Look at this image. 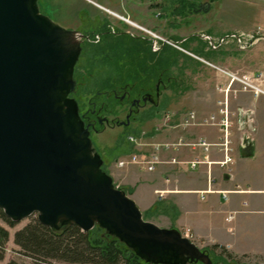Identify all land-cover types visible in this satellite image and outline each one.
Wrapping results in <instances>:
<instances>
[{
	"label": "rangeland",
	"instance_id": "obj_1",
	"mask_svg": "<svg viewBox=\"0 0 264 264\" xmlns=\"http://www.w3.org/2000/svg\"><path fill=\"white\" fill-rule=\"evenodd\" d=\"M38 6L40 13L43 9L47 15L54 14L55 19L65 26L74 25L72 17L75 14L89 11L93 18L91 23L96 29L102 28L103 22L107 20L112 32L128 33L136 38L149 36L152 49L161 50L156 51L158 57L161 53V59L173 63L171 73L181 85L180 88L174 90L172 87L165 92L164 103L157 114L148 110L140 117V122L133 121L131 126L99 128L96 134L89 131L93 155L102 160V168L114 184L126 193H131L130 197L137 201L146 221L180 232L202 252L209 254L212 264H234L229 260L218 261L220 250L211 254L215 245L212 242L186 236L183 229L176 228L175 215L170 208L168 211V206H174L172 200L168 198L164 202L160 201L159 191H154L162 182L161 178L143 173L135 166L119 169L117 163L149 150L151 144L174 140L182 135L206 137L211 142H219L221 133L212 126L201 125L188 131H158L157 128L164 112L185 115L195 111L198 121L203 122L222 107L220 102L226 93L220 89L229 90V107L234 123L232 140L237 160L232 178L227 179L223 171L214 166L213 179L230 189L241 187L264 194V121L260 125L264 118V101L256 103L253 93H245L242 85L238 82L232 84L229 77L230 74L241 77L264 73V40L255 42L251 39L264 35V0H38ZM83 25V21L78 24L79 27ZM237 37L244 38L242 44ZM120 65L117 66L116 62H80L79 67L74 69V72L78 69L77 78L73 74L75 88L67 97L77 104L78 109L88 100L101 107L103 100L98 98L97 93L108 89V77H115L120 72ZM260 96L264 98V95ZM261 104L263 107H260ZM113 108L118 119L125 122L128 107L122 105ZM78 115L80 119V112ZM176 120L179 122L181 118ZM130 136L136 137L139 144L130 143ZM244 140L248 142L246 156L241 152ZM186 152L178 154V157L181 159L189 155L187 159H190L194 156ZM215 152L214 148L213 158L220 159L221 155ZM253 196L264 197L259 193ZM246 212L249 213L246 216L255 220V225L245 226L247 231L234 239L233 250L247 253L229 252L236 256V264H264V202L252 204ZM35 217L36 214L13 228L0 220V225L10 233L5 258L0 264H35L29 257L19 254V247L14 244L15 233ZM183 260V264H204L189 257H183Z\"/></svg>",
	"mask_w": 264,
	"mask_h": 264
},
{
	"label": "water",
	"instance_id": "obj_2",
	"mask_svg": "<svg viewBox=\"0 0 264 264\" xmlns=\"http://www.w3.org/2000/svg\"><path fill=\"white\" fill-rule=\"evenodd\" d=\"M79 54L74 33L42 15L38 0H0V209L16 223L36 214L55 230L99 226L150 264H212L180 232L146 221L93 155L67 97Z\"/></svg>",
	"mask_w": 264,
	"mask_h": 264
},
{
	"label": "flooded vegetation",
	"instance_id": "obj_3",
	"mask_svg": "<svg viewBox=\"0 0 264 264\" xmlns=\"http://www.w3.org/2000/svg\"><path fill=\"white\" fill-rule=\"evenodd\" d=\"M42 8V6H41ZM41 9L42 15L48 17L51 21L58 24L60 27L74 33L76 42L80 45V54L76 66L79 67L80 62H146L147 67L145 73H141L140 77L144 80H149V84L142 87L133 83V75H130V82L126 81L125 70L120 71L113 78L108 77V89L99 92L98 98H102L101 107H97V103L88 100V103L80 105L79 112L81 120L86 129L92 133H98L99 128L115 127V126H131L133 121L140 122V117L145 115L147 111L157 113L162 107L163 96L166 91L172 89L173 77L167 76L166 59H161L156 54L159 49H152L151 38L147 37H134L128 33H116L110 30L109 22L105 20L102 28L93 27L90 12H82L73 16L74 25L65 26L58 22L54 14H45ZM88 16V17H85ZM84 22L83 27L78 24ZM78 26V27H77ZM109 26V28H108ZM123 42V43H120ZM125 43V44H124ZM120 44V46H118ZM124 44L125 47H122ZM135 44L138 48L135 49ZM163 45L165 46L164 42ZM162 45V46H163ZM161 51V50H160ZM105 52L109 54H105ZM155 52V61L162 62L160 72L157 76L150 78L151 67V53ZM165 52V51H164ZM163 54V52H162ZM133 67H131L130 71ZM132 72V71H131ZM78 69L74 72V77L77 78ZM113 82H116L113 84ZM127 106L126 121L122 122L119 116L114 111V106ZM83 107L84 109L83 111ZM146 111V112H145ZM145 118V117H144Z\"/></svg>",
	"mask_w": 264,
	"mask_h": 264
},
{
	"label": "trees",
	"instance_id": "obj_4",
	"mask_svg": "<svg viewBox=\"0 0 264 264\" xmlns=\"http://www.w3.org/2000/svg\"><path fill=\"white\" fill-rule=\"evenodd\" d=\"M124 44H121V46L124 47ZM136 48L138 47L135 44ZM150 60L149 76L152 78L159 74L162 62H154L155 54L153 53H151ZM121 63L116 62L117 66ZM165 63L167 76L173 77L171 84L174 90H177L181 85L172 76L170 67L173 63ZM131 67H133L132 72L130 71ZM146 67V62H125V64L119 66V69H121L120 71L125 70L126 83L131 81L132 76L130 77V75L132 73L133 83L144 87L150 83L149 80H143L140 77L141 73L147 75ZM175 82L178 83V86ZM127 194L131 195V193ZM0 220H3L12 228L18 224L7 218L1 209ZM9 240V231L0 225V261L5 258ZM14 244L19 247V254L29 257L35 264H54L57 262L67 264H147L134 250L128 248L119 239L109 235L99 226H96L90 232H83L75 225L64 226L59 230H55L44 226L40 223L38 217H35L31 218L23 229L15 233ZM218 249L220 250V254L217 255L218 261L229 260L231 263H238L236 256L230 253L225 246L215 244L210 253L215 254V250Z\"/></svg>",
	"mask_w": 264,
	"mask_h": 264
},
{
	"label": "built area",
	"instance_id": "obj_5",
	"mask_svg": "<svg viewBox=\"0 0 264 264\" xmlns=\"http://www.w3.org/2000/svg\"><path fill=\"white\" fill-rule=\"evenodd\" d=\"M238 42L242 44L244 41L242 37H237ZM255 42L264 40V35L251 37ZM232 84L238 82L242 85V90L247 93L251 92L255 97L264 95V73L260 72L258 74L246 75V76H235L229 75ZM226 95L224 99L220 102L222 107L215 113L211 114L209 118L205 119L203 122L198 121V114L195 111H191L188 114L180 115L173 114L171 112H164L161 119V124L158 126L157 130L166 129H181L183 131H188L194 127L206 126L214 127L221 133L219 142H211L206 137H193V136H179L174 140H168L162 143H155L150 145V149L142 151L141 154H134L129 159H122L117 163L119 169H125L129 166H135L137 169L143 173L151 174L155 173L157 169L164 165L169 166H180L186 165L191 171H197L203 167L207 168V173L209 176V188L204 191L199 192L201 200H206V196L209 193H213V167L218 166V168L224 171V174L232 175V166L235 163V147L232 140V129L234 123L231 119L230 107H229V90L225 91ZM177 118H181V121L177 122ZM243 125V124H241ZM129 142L132 144H139L138 139L134 136H130ZM216 149L215 154H219L220 159L213 158V150ZM190 152L194 154L190 159L181 160L178 154L183 152ZM164 192H159L160 196H163ZM256 194L260 193L251 189H241L236 188L231 191H223L222 195L226 201L229 200L230 194ZM244 207L248 208L249 203L245 202ZM234 216H229L228 220L232 221Z\"/></svg>",
	"mask_w": 264,
	"mask_h": 264
},
{
	"label": "crops",
	"instance_id": "obj_6",
	"mask_svg": "<svg viewBox=\"0 0 264 264\" xmlns=\"http://www.w3.org/2000/svg\"><path fill=\"white\" fill-rule=\"evenodd\" d=\"M255 98L258 104L261 103V100L264 101L262 96ZM260 107H263L262 104ZM262 112L264 113V108ZM263 121L264 118H262L260 125ZM188 156L181 157V160H187ZM236 160L235 157L233 166H235ZM151 174L162 179L158 189L154 190L155 192H164L163 196H159L160 201L162 200L164 202L165 199L169 198L173 202L174 206H168V211L170 208L175 215L174 223L176 228L183 229L186 236H191L202 242L208 241L213 244L225 246L235 254L247 253L233 250V248H235L234 239H237L239 235L241 237V235L247 231V227L245 226H250L251 224L255 225V220L251 216H246L249 215L246 211L252 207V204L263 203V196H253L257 193H232L230 194L229 200L226 201L222 192L235 190L237 187L230 189L227 188L225 184H221L220 181H214V192L209 193L206 196V200H201L199 192L209 188V176L207 168L205 167L197 171H191L186 165H164L159 167L155 173ZM225 175L227 179L233 177V174ZM259 194L264 195L261 193ZM135 202L137 201L135 200ZM245 202L249 203V208L244 207ZM231 215L234 216V219L229 221L228 218Z\"/></svg>",
	"mask_w": 264,
	"mask_h": 264
}]
</instances>
